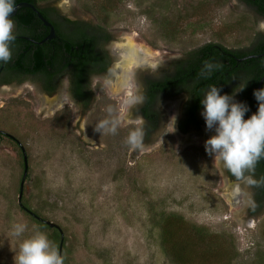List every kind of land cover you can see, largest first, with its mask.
Segmentation results:
<instances>
[{
  "label": "rangeland",
  "instance_id": "obj_1",
  "mask_svg": "<svg viewBox=\"0 0 264 264\" xmlns=\"http://www.w3.org/2000/svg\"><path fill=\"white\" fill-rule=\"evenodd\" d=\"M48 2L73 18H96L93 25L111 32L114 42L106 48L114 53L116 75L93 78L86 107L72 100L67 78L52 95L39 78L0 89V264H15L19 244L37 230L55 245L52 232L28 212L60 228L65 248L58 251L66 264H174L157 226L161 213L179 215L187 229L218 239L235 257L230 264H264V211L246 220L251 189L231 181L205 151L214 132L180 130L183 96L161 99V121L149 135L139 113L143 101L127 103L142 96L145 75L169 69L198 47L247 49L264 34V20L239 0ZM109 107L120 124L115 134L101 135L95 125L110 118ZM139 126L143 151L125 143ZM25 159L27 212L19 204ZM14 223L26 226L22 236L12 235Z\"/></svg>",
  "mask_w": 264,
  "mask_h": 264
},
{
  "label": "trees",
  "instance_id": "obj_2",
  "mask_svg": "<svg viewBox=\"0 0 264 264\" xmlns=\"http://www.w3.org/2000/svg\"><path fill=\"white\" fill-rule=\"evenodd\" d=\"M46 1L49 0H31L30 2L37 5ZM111 1L107 0L109 3H112ZM239 1L252 10L255 15L264 18V0ZM19 2L21 0H14V6ZM25 10L26 8H23L17 15L23 18L28 17V21L31 19V26H34V12L29 10L27 13ZM51 11L54 10L48 9L47 12L43 10L42 13L47 17L51 15ZM16 18L19 19V17ZM21 21L18 20L19 25L24 26ZM93 22H66L63 19L55 18L53 23L56 26L57 35L67 42L61 46L58 45L57 40H53L55 43L47 41L42 45L40 40L39 43L35 44L37 49L34 54L35 58L28 56V53L25 55L23 52L25 48L19 49L17 54L19 62L13 65L12 59L10 60L7 67L9 77H7L6 82H11L16 78L19 80L21 75H41L43 91L51 95L59 89L55 79L68 71V89L75 101L80 102L87 96L89 101L86 103V107L92 100L90 93L91 77L109 70V61L103 48L110 37L103 33L101 28L96 27L97 25H93ZM64 26L67 27V29L64 28L67 32L64 31ZM32 34L34 37L37 36L35 30H32ZM252 42L251 47L245 50L233 51L220 44L209 43L187 53L184 58L174 62L169 69L157 75H145L143 79V102L139 107L140 116L145 121V134L149 135L150 132H155L159 127L161 113L158 109V103L161 99L180 96L185 98L183 115L179 124L180 130L183 133L190 130L200 131V126L204 122L201 116L200 99L203 98L207 88L212 85L219 87L221 94L232 95L239 83L247 82L246 87L237 97L239 102H243L249 107V112L245 114L246 119L256 112L258 104L253 96V91L257 89L261 78L264 76V34L258 33ZM252 55L261 56L248 58ZM40 57L48 58L50 65L39 67L37 64L35 68H27L29 59L31 62L38 63L37 60ZM207 61L221 65L211 76L201 75V69ZM242 65H245L244 69L241 68ZM21 82L19 80V83ZM262 87H264V82ZM4 136L0 133V139H3ZM7 139L10 143L16 141L9 136ZM226 176L233 182H240L227 171ZM261 177H264V160H261L255 169V178L260 179ZM249 187L252 193V206L248 209L246 220H254L261 217L264 211V184L249 185ZM26 208L30 209L24 205L23 210L26 211ZM28 213L30 214V212ZM34 214L35 216L31 214L33 220L42 228L52 232L51 239L54 241L57 250L62 244L61 251H63L65 239L60 228L48 226L44 219H41L37 213L34 212ZM157 226L162 231L164 251L172 257L174 264H230L231 260L235 258L234 256L229 257L231 255L228 252L229 249L218 239L210 240L211 236H208V232L204 229L195 226H189L187 229L179 215L161 213ZM200 247H203V250H199ZM64 264H66L65 261Z\"/></svg>",
  "mask_w": 264,
  "mask_h": 264
},
{
  "label": "clouds",
  "instance_id": "obj_3",
  "mask_svg": "<svg viewBox=\"0 0 264 264\" xmlns=\"http://www.w3.org/2000/svg\"><path fill=\"white\" fill-rule=\"evenodd\" d=\"M14 0H0V63H8L12 59V46L16 39L15 24L12 19ZM221 67L219 63L207 61L201 69V75L211 74ZM110 76H115L113 70ZM111 81H109L110 83ZM239 83L233 90V95L221 94V89L215 85L209 86L200 99L201 116L207 130L214 132L205 141V151L219 160L223 169L229 172L237 181L247 185L264 184V177L255 178L257 164L264 160V87L253 91L257 101V111L245 119L249 107L234 99V94L246 87ZM143 101L141 95L130 96L127 103L139 104ZM108 119L100 120L95 130L115 134L120 124L118 117L112 116L113 109L108 108ZM143 126L130 131L126 145L132 150H144ZM23 223L12 225V235L20 237L25 232ZM64 256L50 241L48 236L39 230L24 238L19 244L14 256L15 264H64Z\"/></svg>",
  "mask_w": 264,
  "mask_h": 264
},
{
  "label": "flooded vegetation",
  "instance_id": "obj_4",
  "mask_svg": "<svg viewBox=\"0 0 264 264\" xmlns=\"http://www.w3.org/2000/svg\"><path fill=\"white\" fill-rule=\"evenodd\" d=\"M30 1L31 0H21V2H19L18 4H16L15 6H17L19 4H25V7H22L21 9H19L16 12V14L14 16H12V19H13L14 24H15V33H16V39H15V41L13 43V46H12V63H13V65H15L17 62H19V60H17V54H18V50L19 49H22V48H25V49H23V52H25V55L28 53L29 54L28 56H30L31 58L32 57L35 58L34 54H35V52L37 50L35 44L39 43L40 40H41V43L40 44H42V45L45 42H47V41H51L52 43H55V42H53V40H57L58 45H61V46H62V44H65L67 42L66 40H63V38H60L57 35V29H56V26L53 23V20L55 18L63 19L66 22L67 21H71V22L83 21L81 19L73 18V17H71L69 15H66V14L61 13L59 7L56 6L55 4H53L54 2H48V1H46V2H43V4L34 5L33 2H30ZM26 5H32L43 16V18L49 24H51V26L53 27V31H54V36H55L54 38H52L50 40H45L48 37V35L50 34L51 29L49 27L45 26L44 22L40 19V17L37 15V13L31 7H27ZM23 8H26L25 11L27 13H28L29 10H32L34 12V15H35V21L33 19V22L35 23L34 26H31V23H30V20L31 19L28 21V17L27 18H23L20 15H17L18 12L20 10H22ZM48 9L49 10L52 9L54 11H51L52 12L51 15H49V16L46 17L42 13V11L43 10H46V12H47ZM16 17H19V19H17ZM262 19L264 20V18H262ZM18 20H22L21 22H22V24L24 26L19 25ZM96 22H97V19L95 18L94 19V23H96ZM96 25H97L96 27L101 28V30L103 31V33H105L107 36L110 37V40H108L106 42V45L103 48L105 50V54L107 56V60L109 61V70L107 72H103V73H100L98 75H93L91 77L90 93L92 94V100H93V90H92V80H93V78H97V77H100V76H110L109 75V72H110V70H112V68H113L112 66H113V63H114L113 62V56H114L113 51L110 48H106L107 45H109V44H111V43L114 42L113 41L114 37L111 34V32H108L105 28H103L101 26H98L99 24H96ZM66 26H64L63 29L64 28L67 29ZM32 30H35V32H37V36L36 37H38L39 39L36 38V37H34V35L32 34ZM64 31H65V29H64ZM65 32H67V31H65ZM43 35H45V36L43 37ZM256 37H257V34L254 36L253 41L255 40ZM251 44H253V42H251ZM53 46L55 48V45H53ZM250 47H251V45H250ZM198 48H200V47H198ZM54 50H56V49H54ZM27 60H28V58H27ZM37 61H38V63H36L35 61L34 62H31V60L29 59L28 62H27V68H35L37 64H39V67H41L43 65H44V67L47 66V65H50L48 63V62H50V60H48V58H46V57H40V58H38ZM240 62H241V59H240ZM8 64H10V61L8 63H0V89L6 88L7 86H9V85H11L13 83H19V80H22V81L24 80L25 81L26 79H31V78H33V79L37 78L38 79L39 78L40 79V82H41V80L43 79L41 77V75H21L20 78H19V80L16 78L15 80L13 79V81H11V82H9V81L6 82V80H8L7 77H9L8 76L9 69H7ZM244 66L245 65H242L241 68L244 69ZM64 78H67L68 79V87H69V74H68V71H65L64 73H62L61 75H59L55 79V83H57V86H59L58 88H61V85L63 84L62 80ZM19 84H21V83H19ZM57 91H59V89ZM68 91H69V94H70L72 100H74V98L71 95L69 89H68ZM240 92H237V93L234 94V97L237 98V101H239L237 95ZM44 93L47 95L46 92H44ZM92 100L90 102H92ZM81 101L80 102L79 101H75V102L81 103L85 107V105L89 101V99L86 96ZM245 119H246V117H245ZM180 121H181V119H180ZM180 121H179V124H180ZM204 126H205V121L200 126V130H203L204 129ZM190 131H196V130H190ZM187 132H189V131H187ZM240 183L241 182H237V184H240Z\"/></svg>",
  "mask_w": 264,
  "mask_h": 264
},
{
  "label": "water",
  "instance_id": "obj_5",
  "mask_svg": "<svg viewBox=\"0 0 264 264\" xmlns=\"http://www.w3.org/2000/svg\"><path fill=\"white\" fill-rule=\"evenodd\" d=\"M27 7H31L36 13L37 15L40 17V19L44 22L45 26L49 27L51 29L50 31V34L48 35V37L45 39V40H50L52 38H54V31H53V27L51 26V24H49L44 18L43 16L37 11V9H35L32 5H26ZM22 7H25V4H19L17 6L14 7V12L12 13V16H14L16 14V12L21 9ZM261 56V55H260ZM260 56H256V55H252V56H249L248 58H257V57H260ZM263 82H264V76L261 78L258 86H257V89H260L262 88V85H263ZM28 169H29V166H28V161L27 159H25L24 161V173H23V177H22V181H21V185H20V192H19V204L22 208H24L23 204H22V197H23V192H24V186H25V181H26V178H27V175H28ZM32 214V213H30ZM33 215V214H32ZM35 216V215H33ZM45 223L50 226V227H56L59 229L58 226H55L53 225L52 223L50 222H47L45 221ZM63 238V237H62ZM61 249H62V244L60 246V252H61Z\"/></svg>",
  "mask_w": 264,
  "mask_h": 264
},
{
  "label": "bare ground",
  "instance_id": "obj_6",
  "mask_svg": "<svg viewBox=\"0 0 264 264\" xmlns=\"http://www.w3.org/2000/svg\"><path fill=\"white\" fill-rule=\"evenodd\" d=\"M129 59H130V61H132L133 58H130V57H129Z\"/></svg>",
  "mask_w": 264,
  "mask_h": 264
}]
</instances>
